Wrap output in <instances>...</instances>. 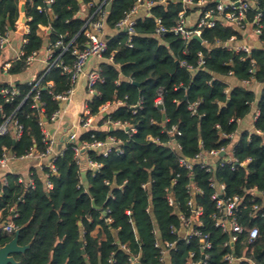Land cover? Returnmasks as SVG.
<instances>
[{
    "label": "trees",
    "instance_id": "trees-1",
    "mask_svg": "<svg viewBox=\"0 0 264 264\" xmlns=\"http://www.w3.org/2000/svg\"><path fill=\"white\" fill-rule=\"evenodd\" d=\"M91 1L55 0L49 5L44 0H26L27 41L23 45L22 57L13 60L8 72L24 71L28 55L61 37L66 43L73 41V46L84 47L87 37L82 28L88 14L96 10L90 5ZM136 1L96 0L97 4L104 3L103 7L108 10L106 27L116 32L106 37L109 50L100 64L103 81L95 85L96 93L88 106L92 115L101 117L100 125L110 116L128 121L137 132L130 136L124 128L111 130L110 127L82 131L78 141L105 140L109 135L122 139V153L114 150L103 156L98 150H87L92 159L102 163L98 170L77 163L73 147L78 141H65L63 153L55 159L57 171L51 172L47 166L43 170L50 172L54 182L50 190L35 168L32 169L36 182L34 188H27L20 182L19 175L6 173L7 183L0 178V246L15 235V232L10 234L1 228L16 211L18 214L13 220L21 229L19 243L31 242L25 252L15 253L21 264H136L131 261L134 256H139L141 264H161L156 240L159 236L169 240L177 238L171 226L180 225L177 209L189 212L187 200L191 192L187 186L194 182L203 190L196 194V199L204 207V230L211 233L212 247L207 250L210 255L207 264H226L223 258L229 251L245 255L248 259L244 264H252V261L264 264V216L250 222L260 228V236L254 243L249 244L247 236L242 235L235 244H226L230 233L216 227L212 217L215 189L210 181L214 175L218 182L226 183L227 195H246L248 207L243 218L250 221L246 212L251 209L253 198L248 189L258 187L264 190V45L253 47L250 53L217 46L218 41L227 42L233 35L240 41L247 38L245 31L222 20L213 28L203 29L202 37L206 43L195 37L185 42L172 31L159 37L156 34L157 17L170 27L176 23L181 10L186 9L189 15L199 9L184 7L181 0H170L155 4L138 18L133 46L128 47V33L118 30L116 24ZM250 2L247 22L253 28L262 26L260 39L264 41V0ZM216 3L217 0H206L202 8ZM39 6L45 10L41 11ZM85 7L88 14L83 13ZM258 14L260 20L256 21ZM20 17V0H0L1 35L15 31ZM41 25L49 30L43 33ZM72 48L64 54L56 51L54 58L60 55L65 63L71 64L74 60ZM199 52L204 55V65L198 64ZM112 56L118 64L111 61ZM183 60L192 64L194 69L182 65ZM231 72L239 83L228 90L230 84L225 77ZM246 79L263 85L260 97L252 88L240 83ZM50 80L53 81L52 87L47 86ZM70 86V74L63 71V65L54 64L39 89L44 108L41 113L39 108L33 107L37 90H33L31 83L17 82L20 94L12 102L6 101L1 93L2 88H11L12 85L0 83V126L6 120L4 114L13 113L23 125L19 139L15 138L12 128L0 136V155L4 147L17 156L24 155L31 148L44 150L42 116L50 120L51 114L61 108L54 94L62 93ZM160 90L163 91L164 109L157 105ZM115 101L124 104L108 115L101 112L104 104ZM139 103L140 107L134 112L133 106ZM255 103H258L260 112L255 126L263 133L244 130L234 145L240 161L250 158L246 165L234 169L231 165L218 166L208 172L195 164L191 172L179 164L178 152L166 144L172 136L163 130L176 125L180 134L175 137L181 142L184 155L193 158L203 148L220 147L231 141L222 134L235 133L239 121L252 112ZM192 105L195 111L190 108ZM150 135L161 141L151 142ZM174 178H177L175 184ZM145 182H149L147 187H143ZM169 192L174 193L177 207L169 204ZM107 208L110 209L107 215L113 218L111 222L102 217ZM191 249L197 250L200 256V241L186 243L180 240L177 249L171 253L174 264H185Z\"/></svg>",
    "mask_w": 264,
    "mask_h": 264
},
{
    "label": "built area",
    "instance_id": "built-area-1",
    "mask_svg": "<svg viewBox=\"0 0 264 264\" xmlns=\"http://www.w3.org/2000/svg\"><path fill=\"white\" fill-rule=\"evenodd\" d=\"M170 0H137L133 7L126 12L123 19H121L117 24L116 28L118 30H124L128 33V39L126 41V45L128 47L133 46L134 34L136 33V25L138 18L140 17L141 10L146 13L149 12L152 6L157 3H168ZM184 7L192 6L193 8H199V13L197 18L194 21H190V17L186 12V9L180 11L179 16L176 20V23L172 26H167L161 17L156 18L157 27L156 34L159 37H163L167 32L172 31L176 35H178L185 42L190 41L195 34L199 35L202 40L201 42L206 43V41L202 37V31L204 28H213L215 27L220 20L226 21L227 23L236 26L238 29H241L246 32V37H248V28L251 23L247 22V14L250 10L252 3L250 0H217L215 6L203 9L202 6L206 3V0H199L196 2L195 0H181ZM26 3V0H24ZM45 3L51 5L55 2V0H44ZM90 5L95 6L96 10L93 13L88 14L87 21L85 22L82 32L87 37V41L84 47L80 48L78 46H73V41L66 43L65 40L61 37L55 43L48 45L47 53H46V61L47 66L46 69L38 75L34 77L29 83L32 84L33 90H37L36 95H34V103L33 107L39 108L41 113H43V103L40 101V92L39 89L43 86L46 74L50 70V68L54 64L63 65V71L65 73L70 74L71 86L66 91L62 93L54 94L53 90L50 89V93L54 94V98L60 101L61 108L53 112L50 116V120L47 119L45 121L42 119L40 124L42 125L43 130V140L46 143V148L44 150H39L36 148H31L27 153L22 156H17L14 152H12L7 147L3 148V152L0 155V168L3 170H7L10 167L11 161L13 159H25L29 161H33L34 167H38L39 169L44 170V167H49L51 172H56L57 167L55 165V159L61 153L65 147H60L58 149V138L55 134L57 129L61 127L62 122V105L70 101L76 87L81 81L83 76L87 78V86L89 88V92L92 95L91 100L93 99V95L95 92V85L98 81H103V77L100 74V67L90 69L89 61L93 57L104 58L105 53L109 50V44L107 39L103 36L104 29L106 26V19L108 15L107 8H104V3L97 4L96 0L90 2ZM41 11L45 10L44 7L39 6ZM142 16V15H141ZM256 21L260 20V14L255 17ZM261 25L253 28V34L260 38V34L262 32ZM43 30H47V26L41 25ZM29 32V26L27 27V32ZM8 35L3 36L0 34V48H2L7 41ZM261 40V39H260ZM27 38H25V42ZM264 44V41L261 40ZM217 46H225L229 49H233L237 52L245 51L250 53L253 49L252 45L237 39L236 35H233L227 42H217ZM74 55V60L71 64L65 63L58 55L54 58L55 52L59 51L61 54L69 51ZM39 51H34L30 55L26 57V65H31L36 59ZM23 53H21L17 59L22 57ZM54 59V60H53ZM111 61L115 64H118L116 59L112 56ZM205 58L202 52H199L198 64L204 65ZM182 65H186L189 69H194V66L188 63L186 60H183ZM10 68V64L3 65V69L8 71ZM254 71V69H253ZM232 75V72H231ZM252 79L243 80L244 83H250ZM47 86L52 87L53 81L50 80L47 82ZM3 97L6 101L12 102L15 97L20 94V90L16 86L4 87L1 90ZM27 98V97H26ZM25 98V99H26ZM89 100V101H91ZM87 102L85 106L84 114L81 117L80 127L82 131L95 130L98 129L99 126L95 123L96 115H92L89 110V106ZM124 104L123 101H115L113 103H106L101 107V112L106 111V115L110 112L114 111L118 106ZM164 104L163 91L160 90L159 97L157 98V105ZM141 103L134 105V112H137L138 107H140ZM110 108V110H109ZM193 111H195L194 106H190ZM259 111L257 112L256 119L259 115ZM5 122L0 126V136L6 134L10 128L13 129V133L16 139H19L23 133V125L19 122V119L13 114L6 116ZM103 125L107 128L114 127L115 128H124L129 135L132 136L137 132V128L131 125L128 121H121L112 119V117L108 116L104 121ZM54 129V131L52 130ZM82 131L72 130L66 141H78L79 136ZM163 132L171 135L172 137L166 142L172 150L178 152V162L179 164L193 171L194 165L199 164L201 167L205 168L208 172H213L216 170L218 166H226L231 165L234 169L238 165H246L250 158H247L244 161H240L236 155L234 150V141H235V133H223L222 137L230 138V142L223 144L220 147L212 148V149H201L193 158H190L184 155L181 151L183 146L180 141H178L175 137L176 134H180V131L176 125L171 128H165ZM256 132L263 133L260 129L256 128ZM94 136V134H93ZM148 139L151 142H160L161 139L155 136H148ZM122 139L109 135L107 139L100 140L94 139L93 141L84 140L78 141L77 145L73 147L75 152V159L77 163L83 165L86 161V167H90L94 170H98L102 167V163L92 159L88 154L87 150L95 149L98 150L103 156H108L114 150L122 153ZM33 167V168H34ZM34 171L31 170L29 176L24 178L19 176V181L24 183L27 188L35 187V178L33 176ZM45 185L48 190L54 187V182L50 178V172H45ZM211 186L215 189L212 199L214 200L215 210L212 213V217L214 220V224L216 227L221 228L225 232L230 233V239L227 243L231 242L235 244L242 235L247 236V242L249 244L254 243L260 236V228L257 224H250L254 219H257L261 216H264V190L259 189L258 187H253L248 189V193L252 195L253 205L248 212H246L247 216H250V221L243 218L245 214V210L248 205L245 203L244 194H234L227 195L226 193V183L218 182L214 175L210 177ZM8 179L5 176L3 177V183H7ZM109 182V181H107ZM177 182V178H174L173 183ZM149 182L143 183V187H147ZM188 190L191 192V196L187 200V205L189 206V212L184 210H178V218L180 221V225H172L171 230L172 233L177 236L174 240L163 239L162 237H158L156 240V247L160 250V263L161 264H174L172 260L171 253L173 250H176L178 247V242L185 241L186 243H192L194 241H200L201 247V255H198L197 250L191 249L188 257L186 259L185 264H207L208 259L210 257L208 253V249L212 247L211 241V233L204 230V207L200 203H198L196 199V194L202 192L203 190L194 182H191L187 186ZM168 202L171 206L177 207L178 201L173 192H169L167 194ZM257 199H260L258 201ZM13 210V209H12ZM14 211V210H13ZM108 212L110 209L107 208L103 210L102 217L107 221H113V218L108 216ZM127 213L130 214L131 211L128 209ZM18 213L14 211V213L9 217L8 221H6L1 228L2 230L13 233L16 231L17 227L14 223L13 217ZM1 215V212H0ZM158 233V230L156 231ZM125 247V246H123ZM248 259L245 255H237L234 251H229L224 255L223 260L226 264H244L245 260ZM131 261L137 263L141 262L139 256L131 257ZM252 264H255L252 261Z\"/></svg>",
    "mask_w": 264,
    "mask_h": 264
},
{
    "label": "crops",
    "instance_id": "crops-1",
    "mask_svg": "<svg viewBox=\"0 0 264 264\" xmlns=\"http://www.w3.org/2000/svg\"><path fill=\"white\" fill-rule=\"evenodd\" d=\"M20 4L24 5V0H20ZM84 14H88V8L85 7L83 9ZM199 10H195L191 14H189L190 21H194L198 16ZM146 14L145 11L141 10L140 15ZM24 15V12L21 11V17L17 22V29L15 31H12L8 34L7 41L5 42L4 46L2 47V51L0 53V83H9L12 86H16L17 82H30L34 77H37L43 71L46 69L47 61H46V53H47V47L48 45L44 46L37 55V59L27 68L17 74L9 73L8 71H5L3 69V65L5 64H12L13 60L17 59V57L24 52L23 45L25 43V35L27 32L28 24L26 22H23L21 20L22 16ZM42 29V28H41ZM43 30V29H42ZM49 28L47 29V31ZM116 30L112 29L110 27H106L104 29L103 36L106 38L108 35L115 33ZM249 44L252 45V47H263V43L261 42L260 38H258L256 35L253 34V27L252 25H249L248 28V37L246 40H243ZM103 61L102 58L93 57L89 61V68L94 69L97 67H100L101 62ZM225 79L230 84V87L228 90L234 86L235 84L239 83V81L236 79L234 75H228L225 77ZM243 83L250 88H252L260 97L261 91L263 88V85L258 83L255 80L250 81V83ZM92 95L89 92V88L87 86V78L86 76H83L81 81L79 82L78 86L76 87V90L71 98L70 101L65 102L62 105V122L61 127L57 129L55 132L57 138H58V149L62 146L65 147V141L67 140V137L69 133L72 130H78L79 132L82 131L80 125L81 117L84 114L85 106L89 100H91ZM110 110V108H109ZM259 111L258 103L254 104L252 112L246 116L244 119L239 121V128L235 132V141L233 142L235 145V142L237 141L238 137L244 130H248L250 132L256 131L255 121H256V115ZM103 113L106 115V111H103ZM97 115L95 117V123L99 126V128L106 129V127L102 124L100 125V122L98 123L96 121ZM101 118V117H100ZM63 138V140H62ZM83 166H86V161L83 164ZM34 167L33 161L25 160V159H13L11 161L10 167L7 170H3L0 168V178L3 180V177L6 173H14L19 176H22L24 178L29 176V173ZM36 169V172L42 176L45 179V172L42 169H39L38 167H34ZM34 171V170H33ZM85 173V171H83Z\"/></svg>",
    "mask_w": 264,
    "mask_h": 264
},
{
    "label": "water",
    "instance_id": "water-1",
    "mask_svg": "<svg viewBox=\"0 0 264 264\" xmlns=\"http://www.w3.org/2000/svg\"><path fill=\"white\" fill-rule=\"evenodd\" d=\"M21 11H25V6L21 5ZM21 20L23 22L26 21L25 15L22 16ZM195 38L199 39L200 41L202 38L195 34ZM160 109H164V104L158 105ZM166 115L163 114V118H165ZM43 119L47 121V118L44 116ZM114 127H111V130H113ZM54 131V129H52ZM63 140V138H62ZM83 178L86 180V173H83ZM20 228H17L15 231V235L13 238L8 241L6 244L0 246V264H21V261L17 260L15 257V253L19 252H25L27 249L31 247V242L25 245H21L19 243V234H20ZM136 264H141V262H137ZM201 264V262L199 263Z\"/></svg>",
    "mask_w": 264,
    "mask_h": 264
},
{
    "label": "rangeland",
    "instance_id": "rangeland-1",
    "mask_svg": "<svg viewBox=\"0 0 264 264\" xmlns=\"http://www.w3.org/2000/svg\"><path fill=\"white\" fill-rule=\"evenodd\" d=\"M41 30H42V29H41ZM42 32H43V33H46L47 30H42ZM100 120H101L100 116H97L96 121L99 123ZM79 127H80V125H79Z\"/></svg>",
    "mask_w": 264,
    "mask_h": 264
}]
</instances>
